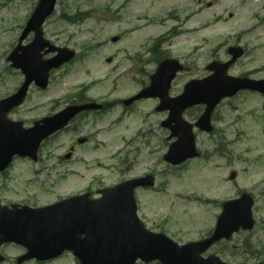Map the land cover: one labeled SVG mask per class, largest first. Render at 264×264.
<instances>
[{
	"label": "rangeland",
	"instance_id": "374dc122",
	"mask_svg": "<svg viewBox=\"0 0 264 264\" xmlns=\"http://www.w3.org/2000/svg\"><path fill=\"white\" fill-rule=\"evenodd\" d=\"M38 1L0 0V96L15 92L24 82L19 71L9 68L7 58ZM243 1L58 0L56 13L44 26L45 36L59 47L75 50L76 59L51 73L47 90L33 86L25 106L10 118L32 126L33 120L52 111V106L38 107L41 103L63 100L64 108L83 85L99 102L134 95L150 84V76L166 58L179 59L185 66L172 85L171 96L176 97L191 80L209 76L211 63L228 61L233 46L244 48L246 54L229 74L264 79V9L260 8L264 0H247L244 5ZM75 15L83 21L63 18ZM114 36L120 37L119 42H112ZM32 39L30 35L23 44ZM156 102L143 100L127 110L121 105L76 120L43 147L41 161L18 159L6 176H0L1 204L45 207L87 188L97 191L153 173L156 186L137 195L139 216L151 231L183 245L206 238L222 212L221 204L245 191L255 199V228L240 231L204 256L216 255L227 264L264 263V99L247 93L225 100L213 115L214 132L195 131L200 157L179 167L163 160L175 140L161 126L168 114L156 112ZM31 107L37 110L29 113ZM255 108L260 110L250 113ZM203 112V106L194 107L185 119L195 124ZM84 138V145L77 143ZM71 146L75 148L71 161L59 164L55 157L71 152ZM122 148L112 160L105 159ZM97 158L101 164L95 163ZM232 171L238 173L236 182L229 180ZM24 253L20 246L5 245L3 264H17L16 258ZM47 264L79 263L67 253Z\"/></svg>",
	"mask_w": 264,
	"mask_h": 264
},
{
	"label": "water",
	"instance_id": "95a60500",
	"mask_svg": "<svg viewBox=\"0 0 264 264\" xmlns=\"http://www.w3.org/2000/svg\"><path fill=\"white\" fill-rule=\"evenodd\" d=\"M55 4L56 0H40L21 41L32 31L36 33V38L27 47L19 46L17 51H22V56H13L16 66L26 75V82L16 95L0 103V171L16 155L36 160L40 144L46 138L66 126L84 109L92 108L71 107L56 117L36 123L29 130L23 129L21 123L5 120L13 107L24 102L33 81L41 88H46L50 71L74 58L75 53L68 48L58 49L59 56L48 62L43 61L40 55L45 47L50 46L43 39L42 25L54 12ZM54 50L51 47L50 51ZM229 53L233 56L230 62L212 64L209 69L216 74L204 81L189 83L185 94L176 100L169 99L168 90L176 71L181 67L177 62L167 61L153 77V86L136 98L159 97V110H171L168 122H175L173 136H177L178 141L171 146L165 156L166 161L178 165L198 155L194 126L182 118L186 108L207 104L208 108L196 126L211 132L212 112L223 98L232 97L244 89H257L264 93V82L254 83L227 76L228 69L243 55V50L231 48ZM169 66L170 71L167 70ZM231 179H235V173ZM154 183L153 176L126 182L105 190L103 198L97 201L82 196L47 208H0V247L5 243L24 246L27 254L18 259L19 263L31 259L47 261L70 251L81 264H135L138 259L144 262L160 260L163 264H225L215 256L204 259L202 254L216 242L230 239L241 227L246 230L254 227V202L245 194L240 200L224 204L213 237L180 247L165 235L147 231L138 218L134 191L141 186L152 187ZM3 260L0 255V263Z\"/></svg>",
	"mask_w": 264,
	"mask_h": 264
},
{
	"label": "flooded vegetation",
	"instance_id": "af4514ba",
	"mask_svg": "<svg viewBox=\"0 0 264 264\" xmlns=\"http://www.w3.org/2000/svg\"><path fill=\"white\" fill-rule=\"evenodd\" d=\"M245 1H247V0H245ZM240 3V2H239ZM238 3V5H240ZM258 95H261V94H259V93H257ZM262 96V95H261ZM94 101V99L93 98H90L86 93H83L82 95H80L79 97H78V99H77V101H75V102H72V103H70L69 105H71V104H74V105H80V104H86V103H90V102H93ZM103 103V108L101 109V111H99V112H102V113H108L110 110H112V108H113V106L111 105V104H109L108 102H102ZM38 107H41V108H45V105H39ZM39 109V108H38ZM264 109V108H263ZM37 109L35 108V107H31L30 109H29V113H33V112H35ZM97 111H93V112H84V113H82V114H80L79 116H78V120L79 119H81L82 117L83 118H85V116H89V115H93L94 113H96ZM51 113H53V111H51ZM85 140V142H86V139H84ZM79 141L80 140H78V144H79ZM85 142L84 143H82V144H80V145H84L85 144ZM73 150V152H74V150H75V148L73 147V146H71V148H70V151H72ZM66 156V155H65ZM65 156H58V157H55L56 158V160L57 161H59V164L60 163H62V165H64L65 164ZM53 158H52V156L51 155H49L48 156V160H52ZM39 161H41V158L39 159ZM101 162L100 161H98L97 162V164H100ZM6 173H3V174H0V176H2V175H5ZM141 191H150V190H152V188H141L140 189ZM99 192H100V190H97V191H92V189L91 188H89V189H86L83 193H90L91 194V197L92 198H98L99 196H100V194H99Z\"/></svg>",
	"mask_w": 264,
	"mask_h": 264
}]
</instances>
